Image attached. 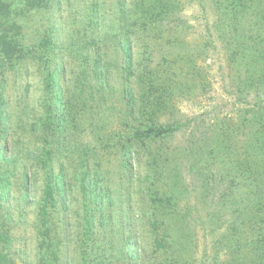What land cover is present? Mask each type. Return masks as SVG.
<instances>
[{
	"label": "rangeland",
	"instance_id": "374dc122",
	"mask_svg": "<svg viewBox=\"0 0 264 264\" xmlns=\"http://www.w3.org/2000/svg\"><path fill=\"white\" fill-rule=\"evenodd\" d=\"M2 40V262L264 264V0H1ZM52 79L67 132L44 165ZM133 125L169 131L126 172Z\"/></svg>",
	"mask_w": 264,
	"mask_h": 264
},
{
	"label": "trees",
	"instance_id": "16d2710c",
	"mask_svg": "<svg viewBox=\"0 0 264 264\" xmlns=\"http://www.w3.org/2000/svg\"><path fill=\"white\" fill-rule=\"evenodd\" d=\"M1 2V0H0ZM2 53L4 54L5 58H10L12 56L13 52V46L10 42H6L5 40H2L0 42ZM122 49L125 52V55H127V65L128 68L131 66V56L129 55L130 50L128 49V45L124 44L122 46ZM53 82H50L51 90H52V96L50 98V103L45 109L44 117H43V128H44V141L45 146L43 147V150L41 152V163H45V157L48 158L51 155V149L48 148L49 142L48 140L53 139H60L65 136L67 132V119L64 114V110L66 109L64 106L63 101H61V94H60V87L57 82H55L52 79ZM128 103L131 102L132 97L126 96ZM131 103L128 104L130 106ZM7 114L1 110L0 113V135L3 137L2 140L5 139V134L7 132ZM169 131V129H164L161 126H148L146 128H138L135 125L131 126L130 132H127L124 136L119 138V141L116 142L117 145L119 143V155L120 159L122 160L124 164V170L126 172H130L132 170V167L130 165V157L131 153H134V149L137 148V146L145 147V149L151 147V141L154 139H157L164 135ZM116 145V146H117ZM115 146V147H116ZM141 148V147H140ZM50 149V150H49ZM45 165V164H44ZM12 168V169H11ZM14 166L9 167L5 172L0 174V195L3 198H7L10 195L11 192V177L14 174L13 170ZM251 175L248 174V171H246V180H250ZM64 178L65 174L63 170L59 169L57 173L55 174V180L47 183L44 189L45 196L51 197V195L55 194L60 198L63 199L64 197ZM25 180V179H24ZM84 191L89 197H95L96 200H92L94 204L99 208L101 207V202L106 200L103 196V186L99 183V181L92 184V182L89 180V178L86 176L84 180ZM26 180L24 181V189L25 191L27 186ZM30 189V188H29ZM63 202L62 200H60ZM46 209V207H42V210ZM264 231V230H263ZM264 237V232L262 233ZM6 262H2L0 258V264H5Z\"/></svg>",
	"mask_w": 264,
	"mask_h": 264
}]
</instances>
